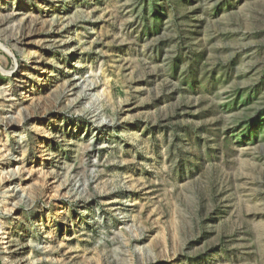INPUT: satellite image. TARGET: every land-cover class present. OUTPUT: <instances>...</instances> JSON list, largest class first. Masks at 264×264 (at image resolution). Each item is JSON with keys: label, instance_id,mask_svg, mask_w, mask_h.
<instances>
[{"label": "rangeland", "instance_id": "obj_1", "mask_svg": "<svg viewBox=\"0 0 264 264\" xmlns=\"http://www.w3.org/2000/svg\"><path fill=\"white\" fill-rule=\"evenodd\" d=\"M0 12V264H264V0Z\"/></svg>", "mask_w": 264, "mask_h": 264}, {"label": "bare ground", "instance_id": "obj_2", "mask_svg": "<svg viewBox=\"0 0 264 264\" xmlns=\"http://www.w3.org/2000/svg\"><path fill=\"white\" fill-rule=\"evenodd\" d=\"M1 13V12H0ZM26 16V15H25ZM5 20H7L2 14H0V24L2 25V24H4V22H5ZM80 43V42H79ZM45 47V46H44ZM52 47V46H51ZM52 65V64H51ZM39 69V68H38ZM41 70V69H40ZM29 77V76H28ZM30 78V77H29ZM39 81H41V80H39ZM24 84L26 83V82H23ZM25 86V85H24ZM59 87V86H58ZM57 88V87H56ZM69 89V88H68ZM27 93H24V94H22V96H23V98H24V96L26 95ZM27 98V97H26ZM21 101V100H20ZM83 101V100H82ZM20 108H21V111H22V113L24 114V115H26V118L29 116V110L27 109V108H25V107H23V105H20ZM11 126L12 124H7L6 126ZM12 127V126H11ZM46 138H48L47 136H46ZM55 156V155H54ZM63 159V158H62ZM62 166V165H61ZM60 173V172H59ZM8 175H10V174H8ZM63 175V174H62ZM61 175V176H62ZM12 178H13V176H12V174L10 175V180H7V178H3L2 179V183L4 184V185H7V184H10V183H12ZM66 182V181H65ZM63 184V183H62ZM61 186V185H60ZM15 190H13V192H14ZM12 192V193H13ZM14 207H19V204L17 205H14ZM32 208H33V206H32V204H29L28 205V209H30V210H32ZM19 223V222H18ZM4 236H5V233H4ZM11 238V237H10ZM13 238V237H12ZM7 239H8V237H7ZM4 240V239H3ZM7 245H5V246H8V254H7V256H6V259H9L8 261H10V264H24V260L22 259V262H20V259H19V262H15V261H13L12 259L16 256V255H18V252L20 251V246H21V244H20V242H18L17 240H12V239H10L9 241H8V243H6ZM23 245V244H22ZM26 245V244H25ZM7 249V248H6ZM6 249H5V253H6ZM10 257H9V256ZM19 256V255H18ZM24 257V256H23ZM19 258V257H18ZM5 259V258H4ZM3 259V260H4ZM3 262V261H2ZM6 262V261H5Z\"/></svg>", "mask_w": 264, "mask_h": 264}]
</instances>
